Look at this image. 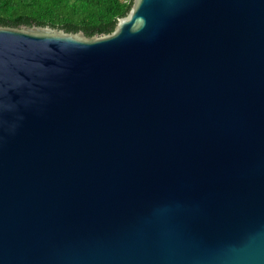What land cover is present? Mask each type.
Wrapping results in <instances>:
<instances>
[{
	"label": "water",
	"instance_id": "95a60500",
	"mask_svg": "<svg viewBox=\"0 0 264 264\" xmlns=\"http://www.w3.org/2000/svg\"><path fill=\"white\" fill-rule=\"evenodd\" d=\"M0 264H264V0L0 26Z\"/></svg>",
	"mask_w": 264,
	"mask_h": 264
},
{
	"label": "trees",
	"instance_id": "16d2710c",
	"mask_svg": "<svg viewBox=\"0 0 264 264\" xmlns=\"http://www.w3.org/2000/svg\"><path fill=\"white\" fill-rule=\"evenodd\" d=\"M133 0H0V26H49L86 37L112 33Z\"/></svg>",
	"mask_w": 264,
	"mask_h": 264
}]
</instances>
